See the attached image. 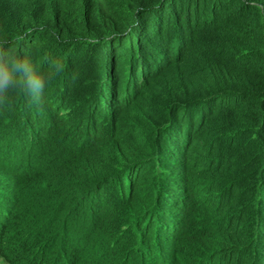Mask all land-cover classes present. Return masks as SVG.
Instances as JSON below:
<instances>
[{"label":"trees","instance_id":"trees-1","mask_svg":"<svg viewBox=\"0 0 264 264\" xmlns=\"http://www.w3.org/2000/svg\"><path fill=\"white\" fill-rule=\"evenodd\" d=\"M0 45L65 66L38 102L0 103L4 139L37 132L0 259L112 264L135 241L108 237L145 215L146 233L180 225L175 264H264V0H0ZM81 196L96 210L67 226L73 249L63 217L39 224Z\"/></svg>","mask_w":264,"mask_h":264},{"label":"clouds","instance_id":"clouds-1","mask_svg":"<svg viewBox=\"0 0 264 264\" xmlns=\"http://www.w3.org/2000/svg\"><path fill=\"white\" fill-rule=\"evenodd\" d=\"M47 63V71L44 74L36 71L30 62V60L26 56L20 55L14 49H5L2 45H0V103H3L10 92L16 91L22 93L25 97L29 98L32 102H38L44 92V89L47 84H49L55 77L62 74L64 71V64L62 61L58 59L50 58ZM32 134H37L35 130H32L29 138H26L23 133L18 132L16 139L6 140L3 135L0 134V168L4 170H9L10 173L3 174V176H8V174L18 172V176L26 175L29 172H32L33 169H36V157H33L30 153L31 147L36 144V140L31 137ZM14 143H11V142ZM17 145V146H16ZM25 152V153H24ZM25 154L27 157H25ZM32 157V161L30 157ZM7 159V161H6ZM25 163V167L22 168L21 165ZM21 168V169H20ZM164 173L165 171H161ZM5 187V186H4ZM3 185L0 183V199L2 202H6L7 199L12 198L11 192L6 191ZM18 198L16 199L17 205ZM80 205L82 204L83 208H87V213L85 217L90 220V216L96 210V208L90 210L91 200L86 196H81ZM87 202V205L85 204ZM1 205V203H0ZM73 205V204H72ZM86 205V207H84ZM114 209L117 208L118 204H110ZM15 207H10L7 210V213L10 214V220H6L5 215L1 216L0 221V242L3 238L5 229L11 230L10 222L11 218H15L19 216V211H15ZM78 208V204L74 209ZM83 209V210H85ZM82 210V209H81ZM144 219V225L140 226L139 222ZM158 219V218H157ZM152 220L153 227L150 232L146 233L145 229L149 225L148 218L145 215H142L137 218V221L134 225L126 226L121 225L122 233L125 231V235L121 237V244L124 243L125 236L133 235V241L129 245L126 250V253H123V250L118 251L115 255V261L112 264H129L130 256H141L142 254L148 255L151 259V263H145L138 261L137 264H172L173 262L166 255L167 246L170 244L169 241H173L177 232L180 229V225L171 224L168 232L162 233L159 229V220ZM154 223H156L154 225ZM76 225V223H74ZM74 224L71 225L74 227ZM166 224V223H164ZM45 225V224H44ZM137 228L142 230H137ZM64 230L61 233H56V239H58L64 246L71 245L73 249H78L80 242H74L71 238L70 233H68V229L63 228ZM73 230V229H72ZM12 231V230H11ZM142 234H150L147 239H150L146 244L142 245ZM65 238L67 240L65 241ZM144 242V241H143ZM90 246V242L86 243ZM98 243H94L93 248L96 250V246ZM114 245L117 243H113ZM115 245V246H116ZM130 248H138V253H133ZM62 249V248H61ZM59 257L63 256L62 250H58ZM183 264H189L186 258L182 257ZM107 264V263H103Z\"/></svg>","mask_w":264,"mask_h":264},{"label":"rangeland","instance_id":"rangeland-1","mask_svg":"<svg viewBox=\"0 0 264 264\" xmlns=\"http://www.w3.org/2000/svg\"><path fill=\"white\" fill-rule=\"evenodd\" d=\"M114 123V122H113ZM67 127H75V125L72 123L70 126H68L67 124L65 125V128L67 129ZM98 135V134H97ZM103 142V139L102 138H100L97 142H95V143H99V144H101ZM94 143V144H95ZM93 145V144H92ZM91 145V146H92ZM25 153V152H24ZM25 157H27L26 156V154H25ZM30 157V159H31V161L33 160L32 159V157L31 156H29ZM6 161H7V159H6ZM25 163H23L22 165H21V167L22 168H24L25 167V165H24ZM21 169V168H20ZM6 173H10V171L9 170H4V169H2V168H0V183H1V185H3V187L5 188V190L6 191H10L12 194H16L15 192L18 190V184L15 182V177L16 176H18V172H13V173H11V174H8V176H3V174H6ZM12 198H10V202H11V206L12 207H15L16 206V208H15V211L17 212V211H19V201H17V205H16V199L18 198V197H16V195L15 196H11ZM9 200V199H8ZM0 201H1V199H0ZM113 204V203H118V201H115L114 200V198H111V199H109V204ZM63 204H65V208H64V210H63V212L60 214H57V216H53L52 217V213L48 216V218L47 219H45L44 221H42L39 225H44L50 218H53L54 220H53V222L55 223L56 221H58L59 219H60V217H63V221H62V223H63V225H62V227L61 228H66V229H69V228H67V226H70V225H73L74 223H81V221H82V219H84V217H85V214L87 213V208L85 209V210H81L80 209V207H78L77 208V211H76V208L74 209V207H76V204L75 203H73V207L71 208L72 210H68L67 209V204H66V202H64L63 201ZM85 204H87V202L85 201ZM112 210L114 211V208L112 207ZM82 222H84V221H82ZM144 223H145V221H144V219H142L140 222H139V225L140 226H142V225H144ZM170 223H166V224H164L163 223V221L161 220V221H159V229H160V231L162 232V233H164V232H168V230H169V228H170ZM125 229H124V232L122 233V230L120 229L119 230V232H118V234H117V236H116V238H112V235H110L108 238H110L111 240L110 241H108L109 243H118V242H120V240H121V237L123 236V235H125ZM178 234V233H177ZM177 234H176V236H177ZM12 235H13V233H12V231L11 230H6L5 229V232H4V235H3V238H2V240H1V242H0V249H2V250H4V251H6V248H7V246L9 245V242L10 241H12ZM98 239V238H97ZM67 240V238H65V241ZM107 240V239H106ZM128 248V247H127ZM129 251H131V252H133V253H138L139 252V250H138V248H130V250ZM123 253H126L127 254V252H126V250H123ZM170 260H172L173 261V263L172 264H175L174 263V260L172 259V258H169ZM12 256L11 255H8L7 256V258L5 259V260H2V259H0V264H11L12 263Z\"/></svg>","mask_w":264,"mask_h":264},{"label":"bare ground","instance_id":"bare-ground-1","mask_svg":"<svg viewBox=\"0 0 264 264\" xmlns=\"http://www.w3.org/2000/svg\"><path fill=\"white\" fill-rule=\"evenodd\" d=\"M11 196H15V194H11ZM12 202V201H11ZM11 202L10 199L6 202H2L0 201L1 205H0V221H1V216L5 215L6 220H10V214L7 213V210L10 209L11 207Z\"/></svg>","mask_w":264,"mask_h":264}]
</instances>
